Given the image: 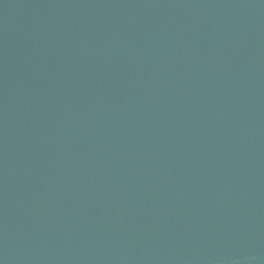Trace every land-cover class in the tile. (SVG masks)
I'll list each match as a JSON object with an SVG mask.
<instances>
[{
    "label": "water",
    "instance_id": "obj_1",
    "mask_svg": "<svg viewBox=\"0 0 264 264\" xmlns=\"http://www.w3.org/2000/svg\"><path fill=\"white\" fill-rule=\"evenodd\" d=\"M0 264H264V0H0Z\"/></svg>",
    "mask_w": 264,
    "mask_h": 264
}]
</instances>
